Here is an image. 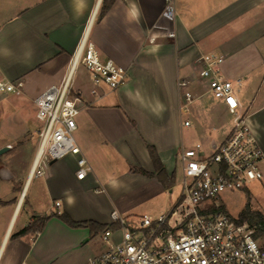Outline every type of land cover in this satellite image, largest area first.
Returning <instances> with one entry per match:
<instances>
[{"label": "crops", "instance_id": "0c3cea01", "mask_svg": "<svg viewBox=\"0 0 264 264\" xmlns=\"http://www.w3.org/2000/svg\"><path fill=\"white\" fill-rule=\"evenodd\" d=\"M103 2L0 0V81L22 82L33 105L61 83L83 40L102 61L128 72L117 90L103 86L95 96L90 74L83 65L77 68L78 145L93 170L84 180L76 177L73 156L55 162L44 177H32L38 138L24 168L0 158V264H58V249L81 246L84 254L71 264H86L105 250L102 239L96 241L103 232L71 228L51 215L66 213L76 223L115 229L112 214L128 210L122 199L139 204L164 191L148 148L155 149L168 176H175L179 145L184 146L177 140L186 128L177 83L189 80L194 95L203 94L206 83L197 64L202 55L224 57L222 74L235 83L240 108L233 113L204 96L190 112L199 121L215 110L246 119L264 151V0H175L170 16L164 13L165 0H116L101 14ZM11 96L0 94V103ZM189 122L188 128L195 127ZM113 152L122 157L116 160ZM119 158L134 166L133 175L121 173ZM49 216L41 232L19 235Z\"/></svg>", "mask_w": 264, "mask_h": 264}, {"label": "built area", "instance_id": "2783aa9c", "mask_svg": "<svg viewBox=\"0 0 264 264\" xmlns=\"http://www.w3.org/2000/svg\"><path fill=\"white\" fill-rule=\"evenodd\" d=\"M174 2L165 0L166 15L174 14ZM224 62V57L215 54L197 59L198 77L206 83L199 96L194 95L191 81H178L181 114L188 113L204 96L223 103L230 112H238L235 83L222 74ZM79 65L90 74L95 96L103 86L117 90L128 76L127 70L113 61H102L86 40L81 42L61 83L33 101L39 130L32 177H44V159L53 163L69 156L77 158L78 180L93 172L74 136L82 108L74 90ZM23 89L22 82L0 81V94L22 96ZM183 125L188 128L191 123ZM210 148L212 155L199 160L200 144L190 149L182 146L178 154L182 195L177 205L160 216L145 215L132 221L113 213L117 227L102 234L105 250L86 264H264V247L254 237L255 229L222 211L219 204L226 190H241L263 179L264 151L259 140L246 119L240 118L231 133L221 143H211ZM54 207L59 208L60 203Z\"/></svg>", "mask_w": 264, "mask_h": 264}, {"label": "rangeland", "instance_id": "374dc122", "mask_svg": "<svg viewBox=\"0 0 264 264\" xmlns=\"http://www.w3.org/2000/svg\"><path fill=\"white\" fill-rule=\"evenodd\" d=\"M77 74L75 78H77ZM238 98L240 100L242 97L239 96L237 99ZM209 100L210 98L208 97L204 101L208 102ZM202 101H197L193 107L199 105ZM215 102L217 103L218 101ZM191 109L192 107L190 110ZM203 114L206 118L199 121L190 111L188 113H182L183 122L191 120L196 122V124L193 128H184L177 140L178 144L180 140H182L186 149L193 148L195 145L200 144L201 151L199 153V160L212 155V150L210 148L211 143H221L223 138L231 132L238 119H240V117H235L230 112L218 115L216 110ZM76 120H78V117ZM19 133H22L20 138H10V136H16L19 135ZM37 136L38 122L35 118V108L26 95H12L10 99L0 103V145H7L13 148L0 156L1 160H10L11 164H16L24 168V161L27 160L29 157L28 155H30V152H32L37 145ZM74 136L78 144L82 146L81 132L77 130ZM179 147L181 149L180 145ZM19 148L24 150V155L18 150ZM113 153L116 160L121 156L117 152ZM119 161L118 168L121 173L133 175L132 173L135 170V168H133L134 166H127L122 158H119ZM54 165L55 163H51L49 160L45 159L41 163L44 172H48ZM176 167L175 184L171 189H164L163 192L154 195L144 203L130 205L133 203L130 199H122V203L128 210L125 214H122L121 217L129 221L141 219L144 215L155 217L167 213L175 207L182 195L181 182L183 180V175L179 157H177ZM262 172L263 179L261 181L253 182L241 190H226L223 192L219 197V204L222 206L221 210L236 218L246 205L250 204L253 211L260 212L264 216V165L262 167ZM102 193L104 194V192ZM101 238L102 237L99 236L96 241H99ZM84 247L81 246L80 248H74L69 251L62 250V248L58 249L59 254L58 257L55 258V262L58 264H71L84 254ZM63 248H66V246Z\"/></svg>", "mask_w": 264, "mask_h": 264}, {"label": "trees", "instance_id": "16d2710c", "mask_svg": "<svg viewBox=\"0 0 264 264\" xmlns=\"http://www.w3.org/2000/svg\"><path fill=\"white\" fill-rule=\"evenodd\" d=\"M115 1L116 0H104L103 7L101 9V14L106 13L111 8V6L113 5ZM148 149H149L150 156L154 164L156 176L158 177L160 182L163 184L165 189L167 190L171 189L175 184V176L172 175L171 177H169L166 170L163 168L162 164L160 163L155 149L152 147H149ZM144 174L147 175V173H144ZM51 216L58 217L67 226L71 228H90V229L96 228L98 231H101L103 233L109 229L106 226H97L91 222L76 223L72 221V219L66 213L55 214ZM51 216L38 219L34 224L28 226L21 233H19V235L22 236L32 231L41 232L44 229L46 222ZM238 221L240 223H247L252 228H254L255 229L254 237L256 239H259L262 242L263 247H264V216L260 212L253 211L250 204H247L246 207L238 215Z\"/></svg>", "mask_w": 264, "mask_h": 264}, {"label": "water", "instance_id": "95a60500", "mask_svg": "<svg viewBox=\"0 0 264 264\" xmlns=\"http://www.w3.org/2000/svg\"><path fill=\"white\" fill-rule=\"evenodd\" d=\"M11 149V147L7 146V147H4L3 149L0 150V156L6 152H8L9 150ZM55 163V162H53Z\"/></svg>", "mask_w": 264, "mask_h": 264}]
</instances>
